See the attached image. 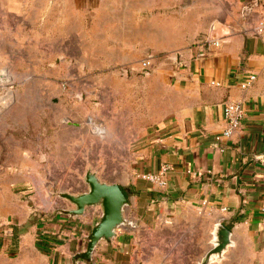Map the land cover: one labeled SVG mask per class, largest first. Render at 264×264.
Returning a JSON list of instances; mask_svg holds the SVG:
<instances>
[{"label": "crops", "instance_id": "obj_1", "mask_svg": "<svg viewBox=\"0 0 264 264\" xmlns=\"http://www.w3.org/2000/svg\"><path fill=\"white\" fill-rule=\"evenodd\" d=\"M263 12L264 0H0V29L8 16L40 24L78 66L73 76L92 78L105 92L114 86L132 126L128 139L139 142L132 175L115 181L128 193L127 223L96 246L91 262L76 254L100 205L19 227L12 239L0 237V249L21 264H168L183 243L199 242V264L222 222L234 243L211 264H264V36L253 31ZM204 35L221 45L201 42ZM249 74L257 79L243 89ZM228 101H241L245 116L230 139L218 141ZM164 164L165 185L142 177ZM165 231L171 235L153 244Z\"/></svg>", "mask_w": 264, "mask_h": 264}, {"label": "rangeland", "instance_id": "obj_2", "mask_svg": "<svg viewBox=\"0 0 264 264\" xmlns=\"http://www.w3.org/2000/svg\"><path fill=\"white\" fill-rule=\"evenodd\" d=\"M27 24L8 16L0 29V222L24 232L75 206L59 193L87 191L89 170L125 182L139 143L128 139L132 126L114 86L105 92L92 78L73 76L78 66L58 51L63 46L48 39L46 27ZM163 234L171 235L158 232L152 243ZM197 244L183 243L168 264H193ZM22 262L0 249V264Z\"/></svg>", "mask_w": 264, "mask_h": 264}, {"label": "water", "instance_id": "obj_3", "mask_svg": "<svg viewBox=\"0 0 264 264\" xmlns=\"http://www.w3.org/2000/svg\"><path fill=\"white\" fill-rule=\"evenodd\" d=\"M85 179L89 186L87 191L80 194L60 192L59 196L75 205V208L61 210L62 213L70 216L81 215L90 206L100 205L102 207V214L87 237L85 250L76 254L77 260L91 262L96 246L101 241L110 242L117 235V229L127 223L125 208L129 204V198L120 184L105 182L91 170L86 173ZM212 234V246L199 264L221 261L234 243L232 230L222 222L215 225Z\"/></svg>", "mask_w": 264, "mask_h": 264}, {"label": "built area", "instance_id": "obj_4", "mask_svg": "<svg viewBox=\"0 0 264 264\" xmlns=\"http://www.w3.org/2000/svg\"><path fill=\"white\" fill-rule=\"evenodd\" d=\"M253 31L261 36H264V12L262 13L259 21L253 28ZM201 42L207 40L212 46L219 47L221 45L220 39H213L210 35H204L200 38ZM151 57L152 55H148L146 59H144L141 63L142 68L147 69L151 67ZM179 57L175 58L177 62ZM257 79L256 74H249L244 80L241 81L240 85L243 89L249 88ZM212 84L220 85V82L212 81ZM223 115L225 126L222 132L217 135L216 139L218 141H223L226 139H230L241 127L242 120L245 116L244 105L241 101H228L223 106ZM170 169V165L164 164L161 167V171L158 174L155 173H146L143 174L142 177L151 182H158L160 185H165L167 182L164 179L167 171ZM189 173L192 171L189 170ZM14 226L15 224H11V222H0V237L3 240H8L9 238H13L14 234ZM10 239V240H11ZM14 246L13 242L9 243Z\"/></svg>", "mask_w": 264, "mask_h": 264}, {"label": "trees", "instance_id": "obj_5", "mask_svg": "<svg viewBox=\"0 0 264 264\" xmlns=\"http://www.w3.org/2000/svg\"><path fill=\"white\" fill-rule=\"evenodd\" d=\"M124 189V188H123ZM125 190V189H124ZM125 192H126V190H125ZM126 194H127V196H128V193L126 192ZM18 229H19V227H17V226H14V234H16V232H17V234H18ZM16 234V235H17Z\"/></svg>", "mask_w": 264, "mask_h": 264}]
</instances>
